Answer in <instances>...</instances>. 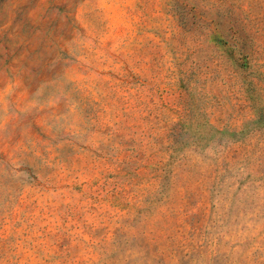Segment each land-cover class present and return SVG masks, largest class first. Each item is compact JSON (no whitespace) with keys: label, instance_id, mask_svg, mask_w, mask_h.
I'll return each mask as SVG.
<instances>
[{"label":"rangeland","instance_id":"rangeland-1","mask_svg":"<svg viewBox=\"0 0 264 264\" xmlns=\"http://www.w3.org/2000/svg\"><path fill=\"white\" fill-rule=\"evenodd\" d=\"M0 264H264V0H0Z\"/></svg>","mask_w":264,"mask_h":264}]
</instances>
